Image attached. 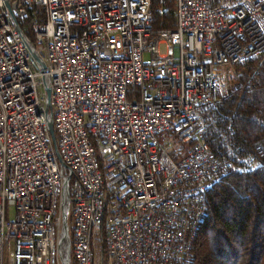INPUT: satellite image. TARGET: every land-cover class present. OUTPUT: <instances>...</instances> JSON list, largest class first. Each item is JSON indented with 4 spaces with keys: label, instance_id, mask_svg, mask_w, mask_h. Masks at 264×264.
I'll list each match as a JSON object with an SVG mask.
<instances>
[{
    "label": "built area",
    "instance_id": "obj_1",
    "mask_svg": "<svg viewBox=\"0 0 264 264\" xmlns=\"http://www.w3.org/2000/svg\"><path fill=\"white\" fill-rule=\"evenodd\" d=\"M155 2L0 0V264H187L215 182L263 168L218 111L233 68L264 55V0H176L174 29L152 26ZM172 129L181 160L158 139Z\"/></svg>",
    "mask_w": 264,
    "mask_h": 264
},
{
    "label": "trees",
    "instance_id": "obj_2",
    "mask_svg": "<svg viewBox=\"0 0 264 264\" xmlns=\"http://www.w3.org/2000/svg\"><path fill=\"white\" fill-rule=\"evenodd\" d=\"M176 12V0H156L152 26L174 29ZM231 74L230 96L218 112L231 121L235 146L256 156L263 168L222 174L215 182L188 264H264V55L236 65Z\"/></svg>",
    "mask_w": 264,
    "mask_h": 264
},
{
    "label": "bare ground",
    "instance_id": "obj_3",
    "mask_svg": "<svg viewBox=\"0 0 264 264\" xmlns=\"http://www.w3.org/2000/svg\"><path fill=\"white\" fill-rule=\"evenodd\" d=\"M82 139H84L85 144H92L91 129H84V131H82ZM92 160L94 161V167H96V170H103L100 158L98 157V152H92ZM97 178H100V182H107V174H104V171H97ZM204 219L205 216H202L200 221L193 222L191 231L188 232L187 264L192 257L193 242L196 239L199 229L202 227L201 225ZM99 222L101 224H99V230H97V238H99L101 242H107L108 222H110V209H108V207H101V211L99 212ZM67 244V241H65L63 245L65 250H67ZM105 258L109 261V257H101L100 264H105Z\"/></svg>",
    "mask_w": 264,
    "mask_h": 264
},
{
    "label": "rangeland",
    "instance_id": "obj_4",
    "mask_svg": "<svg viewBox=\"0 0 264 264\" xmlns=\"http://www.w3.org/2000/svg\"><path fill=\"white\" fill-rule=\"evenodd\" d=\"M164 51H165V49L162 48V52H164ZM144 61H145L146 64H149L150 63V61H151V53L147 52V53L144 54ZM36 69L39 70L38 66L36 67ZM230 77H229V79H230ZM43 92H45L44 89H43ZM158 139H159V142L163 146H165L168 143H171L172 144V150L169 153L172 156H174V159L176 157H178L176 159L181 160L186 155V153L188 152V150L190 149V144L189 143H186V144L182 143L180 141V139L176 136L174 129H172L170 131L163 132L161 134H158ZM98 157L100 158L101 165L103 166L102 168L104 169L106 163H105L104 158L101 156V153H100L99 150H98ZM12 218H13V209H10L9 210V220H12ZM98 242L100 244H102V242H101L100 239L98 240ZM108 263H109L108 259L105 258V264H108Z\"/></svg>",
    "mask_w": 264,
    "mask_h": 264
},
{
    "label": "water",
    "instance_id": "obj_5",
    "mask_svg": "<svg viewBox=\"0 0 264 264\" xmlns=\"http://www.w3.org/2000/svg\"><path fill=\"white\" fill-rule=\"evenodd\" d=\"M17 7H18L17 3H15L12 6L14 12H16ZM24 39H25V41L27 43V46H28L32 56L37 61L39 66L44 70L45 69V65H44L43 61L41 60L40 56L37 54L36 50L32 47L31 43L27 40V38L25 36H24ZM46 89H47V92H48V96L50 98L51 88L49 86V83H46ZM48 127H49L50 132L53 134L52 122L48 123ZM65 202H66V206L67 207L65 208L64 213H63V222H64L63 236H64L65 239L69 240V227H68L69 208L68 207H69V203H70V196H69V192H68V187H66V190H65ZM63 264H71L69 254L66 255L65 259H63Z\"/></svg>",
    "mask_w": 264,
    "mask_h": 264
}]
</instances>
